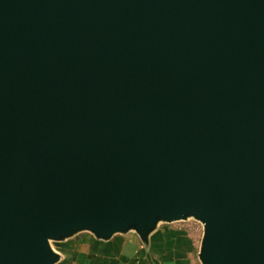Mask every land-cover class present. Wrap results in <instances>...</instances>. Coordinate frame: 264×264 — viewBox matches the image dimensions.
<instances>
[{"label":"water","instance_id":"water-1","mask_svg":"<svg viewBox=\"0 0 264 264\" xmlns=\"http://www.w3.org/2000/svg\"><path fill=\"white\" fill-rule=\"evenodd\" d=\"M190 219L264 264V0H0V264Z\"/></svg>","mask_w":264,"mask_h":264},{"label":"crops","instance_id":"crops-1","mask_svg":"<svg viewBox=\"0 0 264 264\" xmlns=\"http://www.w3.org/2000/svg\"><path fill=\"white\" fill-rule=\"evenodd\" d=\"M200 243L187 223L161 224L145 243L134 232L108 241L82 233L60 242L58 264H201Z\"/></svg>","mask_w":264,"mask_h":264},{"label":"rangeland","instance_id":"rangeland-1","mask_svg":"<svg viewBox=\"0 0 264 264\" xmlns=\"http://www.w3.org/2000/svg\"><path fill=\"white\" fill-rule=\"evenodd\" d=\"M177 223H187L189 224L190 230L192 232L197 233L200 236V241L203 237V225L201 223H199L198 221H196L195 219H190L186 222H177ZM52 247L54 248V250H56L57 252H60L59 249L62 248V245L60 244V242H51Z\"/></svg>","mask_w":264,"mask_h":264}]
</instances>
